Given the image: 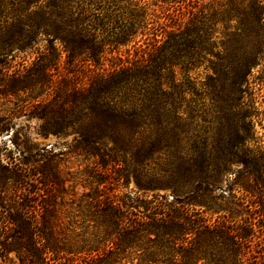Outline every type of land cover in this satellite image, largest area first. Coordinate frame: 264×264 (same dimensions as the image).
<instances>
[{
    "label": "trees",
    "instance_id": "16d2710c",
    "mask_svg": "<svg viewBox=\"0 0 264 264\" xmlns=\"http://www.w3.org/2000/svg\"><path fill=\"white\" fill-rule=\"evenodd\" d=\"M179 1L0 0V79L30 92L44 136L73 132L75 149L112 166L118 185L133 174L142 189L170 192L144 211L130 195L94 192L92 215L118 249L157 264H264V112L253 97L264 81V0L222 37L216 19L172 15ZM59 155L36 148L0 163V256L60 264ZM12 178L32 189L12 193Z\"/></svg>",
    "mask_w": 264,
    "mask_h": 264
},
{
    "label": "rangeland",
    "instance_id": "374dc122",
    "mask_svg": "<svg viewBox=\"0 0 264 264\" xmlns=\"http://www.w3.org/2000/svg\"><path fill=\"white\" fill-rule=\"evenodd\" d=\"M253 3L254 0H183L173 5L171 14L178 15L185 23L194 18V14L216 19V37H222L234 32L232 28L244 19L245 12L254 6ZM150 8V11L155 12L154 15L161 18L160 23L167 25L171 23L165 16L161 3L156 5L154 1H150ZM30 57L33 59L34 55ZM61 61H64L63 57ZM260 69H264V65ZM201 76L203 81L205 77L202 74ZM254 88L256 108L264 112V81L259 82ZM32 105L30 92L7 90L0 79V163L3 165L18 163L22 161V156L30 159L36 148L62 153L58 157V166L61 177L66 181V190L56 194L58 206L54 219L55 239L61 245L62 252L60 259L55 257L53 259L56 260H52L51 263L54 261L60 264H157L144 260L142 252L118 249L113 236L108 235L106 227L92 215L89 205L94 192L108 189L122 196L130 195L133 199H137L141 211H144L154 195L169 194L172 198L170 192L142 189L136 184L133 174L118 185L117 175L109 176V172L114 171L112 166L106 170L100 168L95 158L75 149V133L44 136L40 131L43 122L33 117ZM258 122L257 136L264 140V115L260 116ZM22 152L24 154L21 156ZM236 169L237 167L234 166L233 170ZM29 183L31 182L20 185L15 178H12L7 188L13 191L12 193L21 194L26 188L32 189ZM226 186L227 182H223L222 190L215 192V195L223 194ZM246 201L249 204L258 202L252 197H247ZM32 204L35 205V202L31 203V207ZM206 217L211 218L212 221L217 219V215L206 214ZM0 264L20 263L16 260L15 254L11 253L0 256Z\"/></svg>",
    "mask_w": 264,
    "mask_h": 264
}]
</instances>
